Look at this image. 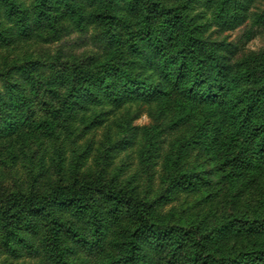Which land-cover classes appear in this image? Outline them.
I'll return each mask as SVG.
<instances>
[{
	"label": "rangeland",
	"instance_id": "rangeland-1",
	"mask_svg": "<svg viewBox=\"0 0 264 264\" xmlns=\"http://www.w3.org/2000/svg\"><path fill=\"white\" fill-rule=\"evenodd\" d=\"M131 1L57 0L43 12L37 6L44 0H0V264H58L46 242L48 224L54 222L66 262L130 264L122 243L131 222L124 211L119 219L111 218L108 203L99 195L89 196L108 223L99 234L89 215H74L50 202L47 210L31 218L34 229L13 227L20 240L7 242L12 228L2 214L13 202L22 208L25 200L96 180L133 188L155 202L154 216L161 224L182 228L180 239L163 250L144 243L143 264H264V233L234 231L247 229L250 221L264 222V162L227 176L221 162L236 144L227 139L213 152L198 144V106L176 127L170 125L178 109L158 121L154 108L136 105L118 112L111 111L110 104L90 105L89 111L85 108L65 122L61 109L74 77L98 69L102 61L111 65L127 51L130 35L139 28V13L149 5L139 0L130 8ZM154 1L178 8L190 0ZM219 1L227 3V11L216 20ZM109 3L120 22H106ZM11 5L22 7L24 21L16 10L9 12ZM187 11L189 20L205 16L210 26L203 36L223 44L218 51L227 57L232 74L247 71L241 82L231 84L234 94L264 86V20L258 21L264 0H197ZM85 112L87 124L80 119ZM7 121L13 125L6 126ZM230 127L235 142H244L242 132ZM184 173L195 176L191 189L172 185ZM72 231L88 243L77 240ZM247 253L252 256L245 257ZM228 256L237 262L225 263Z\"/></svg>",
	"mask_w": 264,
	"mask_h": 264
},
{
	"label": "trees",
	"instance_id": "trees-1",
	"mask_svg": "<svg viewBox=\"0 0 264 264\" xmlns=\"http://www.w3.org/2000/svg\"><path fill=\"white\" fill-rule=\"evenodd\" d=\"M194 1L197 0H190L185 7L176 8L147 0L149 5L142 7L139 13V28L130 35L127 51L122 56L115 57V63L112 62L111 65L108 61H102L97 64L98 69H86L84 74L75 76L61 113L65 115V122H68L75 116H80L85 108L89 111L90 105L110 104L111 111L115 112L136 105L154 108L159 115L156 119L160 121L168 119V113L176 115L178 109V118L172 119V124L169 123L170 127H176L181 121H188L194 114V108L198 106L200 116L196 121V142L204 144L212 152L214 148L225 146L227 139L236 144L221 162L222 167L228 168L227 176L231 177L246 166L264 162V86L255 92L234 94L235 88L231 84L241 82L247 71L232 74L227 57L218 51L223 44L203 36L210 26L209 22L203 21L204 15L189 20L187 10ZM56 2L57 0H44V4L37 8L44 12L48 6L53 8ZM138 2L139 0H133L128 3L130 8H134ZM212 2L213 0H205L206 4ZM242 4L246 5L245 2ZM217 6L216 20L221 17L219 13L227 11V3L219 1ZM9 9L12 14L16 10V14L24 21L21 6L15 8L11 5ZM106 9V22L114 24L121 21V18L112 14V3L106 5ZM158 19H162V22L157 25L155 22ZM263 20L264 15L261 14L258 21L262 23ZM219 24L224 26V23ZM86 113L80 119L87 124L89 117ZM101 114H105L104 111ZM8 125L13 123L8 122L6 126ZM230 125L242 132L244 142H235L238 139L234 140L229 135ZM147 130L149 132L150 128ZM161 133L157 130V134ZM155 145L158 146V143ZM180 176L181 179L175 178L172 185L180 190L191 189L195 176L189 177L185 173L178 178ZM134 191L127 185L116 188L112 182L82 181L80 186L66 187L48 197L25 200L22 208L17 202H13L2 214L6 224L9 222L8 226L12 228L8 230L7 242L17 238L20 240L13 227L23 224L34 229L31 218L47 210L50 202H54L62 210L74 212V215H89L94 233L99 234L108 224L91 198L92 195H99L108 203L111 218L119 219L122 211L128 216L131 227L128 226L126 240L122 245L130 256V264H143L142 261L147 258L142 254L144 243L163 250L180 239L179 232L182 228H166L154 216L155 202L138 196ZM47 217L50 219V216ZM248 224L247 229L242 227L234 231L264 233V222L257 225L258 223L250 221ZM57 228L56 222L48 224L47 251L58 264H70L59 250L60 235ZM71 233L77 240L88 243L84 235L77 231ZM248 254L250 253L244 256H252ZM236 260L233 256L224 257L225 263H235Z\"/></svg>",
	"mask_w": 264,
	"mask_h": 264
}]
</instances>
